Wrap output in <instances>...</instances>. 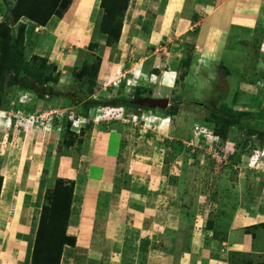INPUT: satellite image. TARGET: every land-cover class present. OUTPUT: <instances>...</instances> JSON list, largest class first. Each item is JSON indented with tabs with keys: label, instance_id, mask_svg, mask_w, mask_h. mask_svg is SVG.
<instances>
[{
	"label": "rangeland",
	"instance_id": "374dc122",
	"mask_svg": "<svg viewBox=\"0 0 264 264\" xmlns=\"http://www.w3.org/2000/svg\"><path fill=\"white\" fill-rule=\"evenodd\" d=\"M101 1L91 0V3L95 5L93 10L97 8L96 13L93 11L91 18L86 16L83 10L85 1L73 0L63 16L53 15L46 25H37L29 18H23L21 22L11 26L13 33L17 34L20 23L26 24L23 46L24 54L28 59L33 55L45 57L47 66L61 67L59 72L53 71V76L59 79L62 74L68 81L59 87V93L63 91L66 96L60 97L55 91V84L51 86L52 84L49 83V87H52L55 94L49 91L44 94L45 96L49 94V97L45 98L46 106L40 107L38 101L31 99L18 106V113L25 117L31 113L43 114L51 109L59 111L68 109V113L74 111L75 117H85L86 122L71 130L67 124L71 120L68 114L64 115L61 137L63 146L69 140H73L72 145H76L84 140V137L89 138L91 130L104 127V123L118 124L117 128L121 129L125 135L122 148L125 154L115 176L114 201L127 202L134 201L133 198H135L139 201H147L149 207L153 208L152 218L149 217L144 221L146 224L144 235L137 238L136 264H193L191 261L195 263L199 256V251L196 250L197 238H202L204 246L210 244L214 238L221 242L219 248L226 246L230 231L223 222L224 216L219 214L239 205L244 200L243 196L249 192L254 181L253 177L264 170V144H261L264 141L263 52L261 49L257 50L255 45L253 49L251 48L252 56L248 55L247 63L244 61L246 72L241 81L243 86L235 87L241 73L236 69V64L231 62V66L234 65V71L230 79L224 74L222 68L218 70L217 77L212 74V78L204 76L206 78L204 79L201 75L198 77V82H207L208 87L202 90V87L194 83L189 91L185 89L182 90L184 92L180 91L181 95L188 99L185 98L183 103L176 104L175 101L182 99L178 94L172 96L173 102L170 99L169 105L165 108L157 106L149 110L150 106L145 104L148 108L142 111L140 107L135 106V103L129 104L128 110L139 115L135 120L123 121L106 115L101 116L104 111H98V108H101L99 106L106 104L113 106L117 103V99L122 98L130 97L135 100L137 94L141 97H152L155 91L153 68L145 62V59L150 56L153 58V46L144 43L138 46V42H131V36L138 32L136 30L133 33L135 31L133 22L124 35L121 32L116 43L109 45L106 41L107 34L96 29L103 14ZM8 15L10 10L1 7L0 22L5 21ZM124 22L125 18L123 25ZM138 39H141L140 36ZM90 43L96 44L91 47ZM192 49L185 50L182 55L179 67L180 78L177 80L179 85H183L181 84L185 78L181 77L183 72H190L186 74L187 77L192 73L190 70L193 62ZM98 57L101 62L93 85L87 80L88 77L85 79L86 83H80V80L77 82L73 75H70L74 68L79 70L84 64L93 65ZM188 61L190 66L183 68V63ZM240 62L241 60L238 59V63ZM195 69L196 72L200 67L197 66ZM109 71L117 73L116 76L111 77ZM130 74L134 75L132 79L134 84L131 86V91L127 93L126 81ZM13 75V72L8 74L6 81ZM119 76H121V82L114 84ZM15 87L17 86H4L3 100L10 99L11 102ZM191 90L194 92L192 93ZM260 94L261 96L258 97ZM53 95H55L54 98ZM88 101H98L100 104L87 105ZM8 106L6 102L3 104V107ZM13 109L17 110L14 107ZM167 112H174V114L166 115ZM232 115L239 116L238 121L225 125L226 120ZM8 116L11 118L13 115L8 114L3 121H0V124L3 123L0 125V141H2L0 146H3L6 151L11 150L10 146L15 147V144L10 143L12 137L18 138L19 135L28 134L31 131L25 130L24 126L16 122L17 118L9 121ZM216 121H220V126L216 124ZM213 125L221 133L218 132V134L214 128L216 135L210 140V137L203 135V131H205L204 127L213 128ZM40 127L41 134H39L41 140H45L43 145L46 147L47 137L53 131L45 132L44 126ZM223 131L227 134H222ZM19 142L22 143V140ZM18 149H20L19 146ZM241 178L243 182L239 187ZM246 179L248 182L244 184ZM133 180H139L144 184L143 187L148 186V188L137 187V190H133L131 188ZM53 185L54 181L51 182L50 187ZM138 210L142 209L132 207L131 215ZM6 211L4 207L0 208V216L7 218L3 228L5 232L9 229V232L13 234L10 230L11 221L13 222L12 209L9 212ZM210 218L215 221L212 230L206 228V221ZM127 224V222H120V227L124 228ZM72 231L75 235L83 236L82 243L77 245V239L73 246L75 249L64 247L60 264H104L106 258L99 255V250L108 239L105 233L87 232L81 226H76ZM84 231L85 233H82ZM10 233L8 241L11 238ZM84 235L86 238L89 237L90 241L89 239L86 241ZM1 240L2 238L0 244ZM30 252L32 254V249ZM150 252H153V259H150ZM29 260L31 262V259ZM9 261L10 258L8 259L6 255L0 260V264H9Z\"/></svg>",
	"mask_w": 264,
	"mask_h": 264
},
{
	"label": "crops",
	"instance_id": "0c3cea01",
	"mask_svg": "<svg viewBox=\"0 0 264 264\" xmlns=\"http://www.w3.org/2000/svg\"><path fill=\"white\" fill-rule=\"evenodd\" d=\"M15 1L0 0V9L3 7L10 10ZM84 1L83 10L86 16L90 17L93 11L96 13L97 8L93 10L95 5L91 0ZM129 5L122 35L129 30L133 22V33L136 30L138 32L131 36V42H138V46L143 43L152 45L154 48L153 58L150 56L145 59L153 68V99L168 98L173 102L172 96L181 95L184 89L189 91L194 83L202 87V90L205 87L206 90L207 82H198V77L202 75L206 79L212 74L217 77L222 68L229 71L224 72L229 78L233 76L234 71L231 62L236 64V69L241 73L235 87L243 86L241 81L246 72L244 61L247 63L248 55L252 56L251 48L255 45L257 50H262L264 56V0H131ZM139 36L141 39H138ZM190 48H193V62L190 68L192 73L187 77L190 73L188 72L181 82L183 85H179L177 80L180 78L182 55ZM238 59L241 60L240 63ZM197 66L200 69L195 72ZM60 68L59 65H54L53 69L59 72ZM109 72L111 77L117 74ZM61 75L55 83V91L60 97L66 95L63 91L59 93V87L68 82L65 75ZM17 92L18 88L15 87L11 99ZM181 98L174 101L183 103L184 99H187L183 95ZM37 101L41 107L47 100L42 98ZM113 105L118 106V103ZM153 108L157 106L149 107V110ZM57 123L60 125L62 120ZM109 123H104V127H99L98 130L92 129L89 138L84 137V140L76 145L63 146L60 130L49 133L48 145L45 147V140L40 137L41 132L33 129L18 138L12 137L10 143L15 144V147L10 146V151L0 146V208L4 207L8 212L12 209L13 216L10 226L13 234L9 229L4 231L7 218L0 216V260L7 255L8 259L10 258L9 264H30V250L34 246L45 192L51 182L63 178L74 182L68 233L75 235L72 230L76 226H81L91 233L104 232L108 239L99 250V255L106 258L104 264H136L137 238L144 235V221L152 218L153 208L149 207L147 201L135 198L134 201H114L115 176L125 154L122 150L125 135L117 128L118 124ZM240 180L239 187L243 182L242 178ZM253 180L249 192L243 196L244 200L235 208L225 210L223 214V222L230 231L229 240L226 241L227 247L219 248L221 242L215 238L204 246L202 238L199 237L196 243L199 256L195 263L191 261L193 264H264V170L253 177ZM245 182L247 184L248 180L246 179L244 184ZM143 185L139 180H133L131 188H148ZM132 207L142 210L131 215ZM120 222L128 224L122 228ZM9 233L11 238L8 241ZM76 235L77 245H80L83 236ZM84 237L86 238L85 235ZM88 239L89 237L86 241ZM66 247L75 249L70 245ZM149 256L153 259V252H150Z\"/></svg>",
	"mask_w": 264,
	"mask_h": 264
},
{
	"label": "trees",
	"instance_id": "16d2710c",
	"mask_svg": "<svg viewBox=\"0 0 264 264\" xmlns=\"http://www.w3.org/2000/svg\"><path fill=\"white\" fill-rule=\"evenodd\" d=\"M72 1L73 0H16L14 5L10 8V15H8V18L0 22V108L3 107L5 102L10 105V99L3 100L4 86H17L16 88H18V90L28 92L33 101L45 98L44 94L47 91L51 93L55 92L52 87L50 88L48 85L51 83V86H54L59 80L57 76H53L54 65L50 67L47 66V59L39 55H33L28 59L24 54L23 46L24 33L27 27L26 24L24 22L20 23L17 34L13 33L11 26L21 22L23 18H29L37 25H46L53 15L59 17L63 16ZM128 6L129 0L101 1L103 14L97 23L96 29L101 33L107 34L106 41L109 45L116 43L120 38ZM94 44L96 43H90V46L94 47ZM100 62L101 59L98 57L93 65L84 64L79 70L74 68L71 75H73L75 81L78 82L80 80V83H86L85 79L88 77L87 80L93 85L96 82ZM186 66H190V61L183 63V68ZM226 71L229 73L228 70ZM12 72L14 75L6 81V76ZM186 74L187 73L183 72L181 77L184 78ZM44 84L47 86H43ZM56 93L58 92L56 91ZM135 97L138 98L141 96L137 94ZM93 103L100 104L98 101H88L87 105ZM117 103L127 108L129 104L134 105L135 102L130 98H122L117 99ZM135 106L141 107L136 103ZM174 110L175 109H173V111ZM171 113L174 114V112H167L166 115ZM238 117L233 115L230 116V118L226 120L225 125L234 124L238 121ZM216 124L219 125L220 121H216ZM68 126L66 128L67 131L70 127ZM213 126L217 133L220 132L218 131L219 129H216L215 125ZM222 134L226 135L227 133L223 131ZM260 138L262 139L261 135ZM73 143V140H69L66 142V145L69 146ZM261 144H264V141ZM73 199V181L57 178L54 185L47 188L30 264H60L64 247L67 245L75 246L77 241L76 236L68 233ZM224 213L225 211L220 212L219 215L223 216ZM214 225L215 221L213 219L210 218L206 221L207 229L212 230Z\"/></svg>",
	"mask_w": 264,
	"mask_h": 264
},
{
	"label": "built area",
	"instance_id": "2783aa9c",
	"mask_svg": "<svg viewBox=\"0 0 264 264\" xmlns=\"http://www.w3.org/2000/svg\"><path fill=\"white\" fill-rule=\"evenodd\" d=\"M136 73H134L135 75ZM133 74L129 75L128 80L126 81V85L128 86L127 92L129 93L131 91V86L134 84L132 82V79L134 78ZM121 76L118 77L117 81L114 84H118L121 82ZM106 85V83H105ZM27 93L24 94L22 92H18L17 94V100H15L13 102L14 107L19 104V103H23L27 100ZM46 96H49V94L47 93ZM29 99V98H28ZM101 107L100 109L98 108V111L102 110L104 111L103 114H101V116H110V118H119L123 121H129V120H135L138 118V114L134 113V112H129L126 111L123 107H110V106H99ZM3 113V112H0ZM8 114L13 115L14 118L16 119V122H19L20 125L24 126L25 130L26 129H36L38 131H40L41 127L39 128V126H44V130L45 132H50V131H60L62 130V126L58 125L56 122L58 120H61V118H63V116L65 114H68V118L72 121L71 123V128L74 129L75 127H78L81 125V123L86 122V118L85 117H75L74 115V111H71L70 113H68V109H63V111H59L57 109H51L50 111H45L43 114H34L31 113L28 116L23 117L22 114L18 113V109L16 111H14V109L12 108ZM114 115V116H111ZM165 119V118H164ZM163 120V119H162ZM166 120V119H165ZM164 122V120H163ZM47 125V127H46ZM46 127V128H45ZM39 128V129H38ZM202 128V127H201ZM204 130H201V132L203 131V135L206 137H210V140L216 135L214 133V128H207L204 127ZM207 131V133H205Z\"/></svg>",
	"mask_w": 264,
	"mask_h": 264
},
{
	"label": "clouds",
	"instance_id": "9594fccd",
	"mask_svg": "<svg viewBox=\"0 0 264 264\" xmlns=\"http://www.w3.org/2000/svg\"><path fill=\"white\" fill-rule=\"evenodd\" d=\"M146 76V75H145ZM153 79H154V77H153ZM18 92H22V93H24V94H26L27 93V100L25 101V102H27V101H30L32 98L29 96V93L28 92H24V91H22V90H18ZM18 92L16 93V95L11 99V102H10V105L6 108V107H2V108H0V112H3V113H0V121H3V118L4 117H7V115H8V112L14 107V104H13V102L15 101V100H17V94H18ZM127 92V91H126ZM128 93V92H127ZM128 96V95H127ZM46 97H49V96H45V98ZM142 97H145V96H142ZM142 97H139V98H142ZM29 98V99H28ZM130 98V97H129ZM132 98V97H131ZM138 99V98H137ZM136 100V99H135ZM135 100H133L134 102H135ZM24 103V102H23ZM21 105V103H19V104H17L14 108H16V109H18L19 107L18 106H20ZM13 106V107H12ZM106 106H109V105H103V107H106ZM141 106V105H140ZM110 107H123L126 111H129L125 106H123V105H118V106H115V105H113V106H110ZM145 108H148L146 105L145 106H141L140 107V110H144ZM151 110V109H150ZM129 112H132V111H129ZM63 118H64V116H63ZM116 119H118L119 120V118H116ZM8 120L9 121H12V120H14V117L12 116L11 118L8 116ZM61 120H62V118H61ZM121 120V119H120ZM91 122V121H90ZM57 123V122H56ZM71 123H72V121H69L68 122V125L70 126V128H71ZM58 124V123H57ZM59 125V124H58ZM61 126L63 125L62 123L60 124ZM71 130H74V129H72L71 128ZM264 152V151H263Z\"/></svg>",
	"mask_w": 264,
	"mask_h": 264
},
{
	"label": "water",
	"instance_id": "95a60500",
	"mask_svg": "<svg viewBox=\"0 0 264 264\" xmlns=\"http://www.w3.org/2000/svg\"><path fill=\"white\" fill-rule=\"evenodd\" d=\"M169 101L170 100L168 98L153 99L151 97H142L136 99L135 103L141 106H145V104H147L150 107L162 106L163 108H165L169 105Z\"/></svg>",
	"mask_w": 264,
	"mask_h": 264
}]
</instances>
